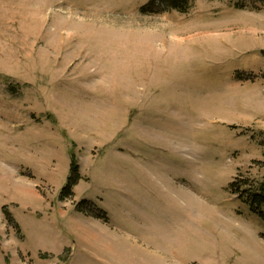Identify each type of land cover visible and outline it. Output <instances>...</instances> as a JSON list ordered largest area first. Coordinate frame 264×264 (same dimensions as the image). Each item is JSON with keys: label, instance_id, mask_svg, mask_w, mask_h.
Here are the masks:
<instances>
[{"label": "rangeland", "instance_id": "obj_1", "mask_svg": "<svg viewBox=\"0 0 264 264\" xmlns=\"http://www.w3.org/2000/svg\"><path fill=\"white\" fill-rule=\"evenodd\" d=\"M148 2L0 0V264H264V0Z\"/></svg>", "mask_w": 264, "mask_h": 264}, {"label": "trees", "instance_id": "obj_2", "mask_svg": "<svg viewBox=\"0 0 264 264\" xmlns=\"http://www.w3.org/2000/svg\"><path fill=\"white\" fill-rule=\"evenodd\" d=\"M194 0H149V2L141 8L143 14H159L165 11H178L184 13L188 10L190 3ZM80 179L78 165L73 158L71 166V176L69 177L67 186L64 188L63 197L69 198L73 196V187ZM232 195H237L243 203L247 204L250 210L258 215L264 222V184L259 188H255L250 179H241L237 177L229 185ZM83 205V203H81ZM80 205V208H81ZM8 221L11 225L18 226L10 214H7ZM105 217V214L99 215Z\"/></svg>", "mask_w": 264, "mask_h": 264}, {"label": "crops", "instance_id": "obj_3", "mask_svg": "<svg viewBox=\"0 0 264 264\" xmlns=\"http://www.w3.org/2000/svg\"><path fill=\"white\" fill-rule=\"evenodd\" d=\"M106 248H107L108 252H112L113 251V252H117L118 253L117 249L115 248V243H114V240H113L112 237L109 238V242L106 244ZM120 260L121 259L118 258V259H116V262H118ZM114 264H116V263H114ZM122 264H124V260L123 259H122Z\"/></svg>", "mask_w": 264, "mask_h": 264}]
</instances>
